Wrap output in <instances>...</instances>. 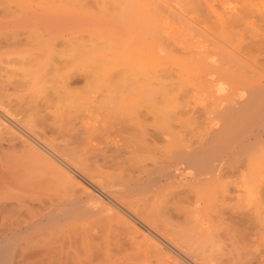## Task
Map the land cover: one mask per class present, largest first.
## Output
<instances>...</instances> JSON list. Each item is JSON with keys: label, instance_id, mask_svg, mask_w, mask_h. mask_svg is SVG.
Here are the masks:
<instances>
[{"label": "rangeland", "instance_id": "1", "mask_svg": "<svg viewBox=\"0 0 264 264\" xmlns=\"http://www.w3.org/2000/svg\"><path fill=\"white\" fill-rule=\"evenodd\" d=\"M245 1L248 2V0ZM252 1L256 4L253 15H261L264 0ZM168 2L174 6L175 3L176 5L185 4V0H171L172 3L168 0ZM217 4L221 5L220 8L218 7L220 10L223 8V11L227 10L228 13H230V6V8L233 5L238 7L237 0H217ZM127 11L128 6L123 0H0V92L5 95L3 100L9 102L12 109L16 110L24 107L20 105L21 102L28 100L33 93L37 94L34 96L36 99L45 97L41 102L49 101L50 106L47 111L51 113L45 117L46 124L61 130L62 136L57 133L55 137L61 138L68 134V140L70 136L75 138L72 139L73 145L78 146V155L80 160L83 159L85 171L89 169L88 172L95 174L96 177L97 174L106 176L114 174L117 177L122 173L120 172L122 167L128 166L127 162L133 163L138 160L124 147L127 144H124L123 140L128 135L121 132L120 137H117L115 141L111 139L114 135L107 136L101 123L106 118H103L98 109L93 107L94 104L89 103L92 99L91 95H94L92 94L94 89L83 77L67 79L69 85L67 99L64 97V100L61 97L62 94L52 87L59 86V75L75 71L74 66L77 62L68 70L63 66L71 62L77 47L83 54L91 52L100 67L106 68V66L119 64L112 66L109 71L121 69L126 75L131 73L133 67L126 65L128 62L125 54L133 47L136 38L145 41L146 36L142 24L136 21L135 14L127 13ZM231 12L236 13V10ZM232 15L226 16L230 19ZM256 18L253 20H258ZM257 24L263 29L264 20L257 21ZM244 28L249 33L250 28L245 23L238 25L237 30L229 29L230 31L226 32L229 37L233 34L231 38L236 42L240 41L242 48H245L243 46L248 43L246 41L250 35L245 34ZM239 29H242L241 38L238 35ZM173 32H175L176 41L188 40V34L181 35L176 28H173ZM165 33L158 30L150 38L162 44L175 41ZM260 50H250L258 62L264 60V50ZM260 64L264 65V61ZM32 71L37 72L38 75H44L41 83L45 86V92L42 91L39 94L37 85L31 83ZM119 78L115 76L113 79ZM188 89L178 94L183 104L176 115L177 122L174 123L177 138L194 140L202 130L211 129L212 133L225 135L228 142H233L235 136L247 134L264 126V118H259L246 120L234 128L233 118L227 121L222 116L218 118L220 115L216 113V110L208 112L209 106L206 105L213 99L215 94L213 91L203 88ZM95 91H98L99 95L101 88L98 87ZM226 93L228 96L234 95L232 91ZM236 95L238 92H235L234 96ZM100 98L99 95L98 100ZM74 99H77L75 105L84 104V106L81 105L79 108L77 106V109L72 106L71 109L66 108ZM206 115L212 120L215 117L214 121ZM208 120L212 123L208 124ZM147 121L150 122L151 118ZM216 121L217 125L214 124ZM204 124H208L206 128ZM13 137L14 134L5 130L0 132V165H3V167L0 166V173L9 181L8 185L0 188V216L4 217V222L7 224L15 221L12 219H16L15 222L20 227L30 225L20 234V249L15 253L16 264H172L163 249L155 246L154 242L142 233L140 228L143 219H139V216H137L139 218L134 217L137 224L132 222L129 224L127 219L119 217L121 206L116 200H95L102 197L96 192L99 188L96 191H88V195L81 192L88 183L91 184L85 176L82 177L79 174L80 177H77L70 171L66 173L67 169L63 172L44 151L36 152L28 146L22 147L19 139L13 140ZM67 139L63 138L66 141ZM164 143V140L158 142L160 145ZM43 160L45 161L42 162ZM242 160L223 169L224 185L221 189L198 200L251 202L248 206L251 205L253 209L251 208V211L245 214L248 217L244 218L249 219V222L245 221L247 224L240 222L243 218L238 220L240 217L236 218L232 215L233 219L226 212L224 214H227L228 220L221 218L223 214L220 217L216 208L215 211L210 208H214L212 202H207L208 204L201 202L198 207L192 203L190 205L186 202L170 201L167 206L173 209L172 214L178 215L177 221L180 223L184 220L186 223V216H188L187 223H191L188 225L193 224L192 227H196V230L199 227L197 231L201 230L199 233L204 231L202 236L205 238H208L209 234L217 233L216 230L211 229L214 227L221 228L219 231L225 233H229L234 228L229 235L232 234L234 238L239 237L240 233L235 227L242 226L241 228L244 229L247 226L243 227V225H248V228L240 231L242 233L247 230L243 233V238H236L237 250L243 248L241 249L243 253L244 249L246 250L245 254L239 250L243 254L241 256L243 263L262 264L264 240L259 237L264 236V143L254 147L247 156L242 157ZM115 163L118 165L110 166ZM118 173L120 174L116 175ZM67 175L72 178V181H65ZM91 180L96 182V179ZM101 184L103 183L99 185ZM58 197H64L66 200H56ZM157 200L195 199L192 196L178 199L168 190H164ZM247 207L243 210L246 211ZM197 210H201L199 212L201 214L192 213ZM187 211L189 215H186ZM216 215L218 217L215 218ZM223 219L227 223H222ZM230 221L235 222L233 227ZM219 222L222 224L219 225ZM228 222L232 228L229 227ZM221 252V258L227 259L229 254L226 255L224 249ZM221 258L220 261L223 264L224 260ZM231 263L234 264V262Z\"/></svg>", "mask_w": 264, "mask_h": 264}, {"label": "bare ground", "instance_id": "2", "mask_svg": "<svg viewBox=\"0 0 264 264\" xmlns=\"http://www.w3.org/2000/svg\"><path fill=\"white\" fill-rule=\"evenodd\" d=\"M123 1L128 6L127 13L135 14L134 17L142 24L146 36L145 41L136 38L133 47L125 54L128 62L126 65L133 67L131 73L126 75L121 69L109 71L112 66L119 64L110 63L112 66L100 67L91 52L83 54L77 47L71 62L63 66L68 70L77 62L74 66L75 71L59 75V86L52 88L61 93L64 100V97L67 99L69 85L67 79L74 80L76 77L86 79L94 89L92 93L94 95H91L92 99L89 103L94 104L93 107L98 109L103 118H106L105 121H101L102 129L108 137L114 135L111 137L113 141L120 137L119 133L127 134V138L123 140L124 144H127L124 147L138 160L133 163L127 162L128 166L122 167L120 170L122 175L118 173L116 175H120L117 177L114 174H107V176L97 174L96 177L95 174L88 172L89 169L85 171L83 159L80 160L78 155V146L73 145L72 139L75 138L70 136L68 140V134L65 136L67 141L63 140L64 136L61 137L62 139L55 137L57 133L61 135V130L48 126L45 121L47 114H51L47 111L50 106L49 101L41 102L45 97L34 98L36 93L30 95L28 100L21 102L20 105L24 107L15 110L9 102L3 100L5 95L0 92V132L5 130L14 134L13 140L19 139L22 147L28 146L36 152L44 151L63 172L67 169L66 173L70 171L77 177L85 176L91 184L88 183L81 192L88 195V191H96L99 188L96 192L102 197L95 200H116L121 206L119 217L127 219L129 224L131 222L135 224L134 217L139 216L140 218H137L143 219L141 221L143 225L141 224V228L138 225V228L154 242L155 246L163 249L172 264H217L219 262L222 264L220 258L223 249L226 255L229 254L227 259L221 258L224 260L223 264L225 262L245 264L241 256L246 250L244 249L243 253L241 250L243 248L239 249L243 254L237 250L236 238H243V233L247 232V230L242 233L240 231L248 228L246 222H249V219L244 218L248 217L245 214L251 211V205L248 206L251 202L234 200L235 202L232 201L234 203H230L226 200L198 199L208 197L213 191L221 189L224 185L223 169L243 161L242 157L247 156L257 145L264 143V126L247 134H239L235 136V141L228 142L225 135L214 134L211 129L202 130L194 140L186 138L182 140L177 138L178 135L175 136L177 132L174 123L177 122L176 115L183 104L178 94L186 88H203L213 91L215 93L214 96L212 95L213 99L207 100L208 112L216 110V113L220 115L217 117L222 116L227 121L233 118L234 128L246 120L264 118V65L260 64L264 60L260 59L259 63L256 56L250 52V50H264V31H262L264 27L262 29L257 24V21L264 20V6H262L261 15L254 16L256 4L252 0L248 2L237 0L238 7L233 5L230 8V6V13L227 10L223 11L222 7L220 10L221 5L218 6L217 0H185L184 5H176L178 3L176 1L175 6L168 0ZM226 8L228 9V5ZM232 10H236V13L231 12ZM230 14L233 15L229 19L226 15ZM255 17L258 20H253ZM240 23H245L250 28L249 33L244 28L245 34L247 33V36L250 34L246 41L248 43L243 46L247 50L241 47L240 41L236 42L231 38L233 34L230 35L231 37L226 35L229 29L237 30ZM173 28H176L181 35L188 34V40L176 41ZM158 30L166 32L165 34L175 41L162 44L158 40H151L150 36ZM238 35L242 37V29H239ZM31 74V83L37 85V92L39 94L42 91L45 92V86L41 83L44 75H38L35 71ZM115 76L120 78L115 80L113 79ZM98 87L101 88L99 100L98 91H95ZM228 91L234 92V95L238 92V95L228 96L226 95ZM76 101L77 99H74L66 108L77 109V106L78 108L81 105L84 106V104L75 105ZM206 117L211 119L208 115ZM148 118H151L150 122L147 121ZM214 119L215 117L211 120L214 121ZM211 120H208V124L212 123ZM208 124H204L205 128ZM160 140H164L165 143L158 144ZM257 154L260 155V153ZM115 165L118 164L110 166L115 167ZM0 166L3 167V165ZM61 178L63 179V175ZM91 179H96V182ZM65 181L70 182L72 178L67 175ZM100 183L104 184H101L102 188ZM8 184L9 181L0 173V188ZM164 190H168L178 199L192 196L195 200H157ZM56 200H66V198L58 197ZM170 201L186 202L190 205L192 203L198 207L201 202H212L214 208L210 207L211 205L209 207L214 211L216 208L220 217L221 214L225 215L221 218H226L228 213L230 217L235 215L236 218L240 217L238 220L243 218L240 222L246 221L243 227H247L242 229L239 224L240 228L234 226L240 233L239 237L235 238L232 234L229 235L234 228L228 231L229 233H225L219 231L221 228L214 227L211 229L216 230L217 233L212 235L205 233L209 237L211 235L210 238H205L202 236L203 230L202 233H199L201 230L197 231L198 226L196 230V227H192L193 224L188 225L191 224L187 223L189 218L186 215H189V211L185 212L186 215L184 214L187 218H184L186 223H184L185 220L183 223L177 221L178 215L172 214L173 209L167 206ZM245 207H247L246 211L243 210ZM200 211H192V213L201 214ZM225 212L227 214H224ZM0 219L2 220L0 264H8V262L16 264L15 253L20 249V234L30 225L20 227L15 222L16 219H12L15 220L14 222L8 221V224L4 222V217L0 216ZM223 221L221 222H226L224 219ZM221 222L218 224L220 225ZM234 223L230 221L232 227ZM207 231L210 232V230ZM259 239L264 240V236H260ZM239 247L242 246L239 245Z\"/></svg>", "mask_w": 264, "mask_h": 264}]
</instances>
